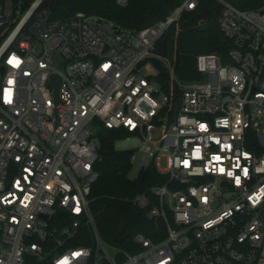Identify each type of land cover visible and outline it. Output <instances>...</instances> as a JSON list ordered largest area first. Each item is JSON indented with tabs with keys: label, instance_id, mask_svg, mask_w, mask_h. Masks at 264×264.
<instances>
[{
	"label": "built area",
	"instance_id": "obj_1",
	"mask_svg": "<svg viewBox=\"0 0 264 264\" xmlns=\"http://www.w3.org/2000/svg\"><path fill=\"white\" fill-rule=\"evenodd\" d=\"M215 1L231 46L198 54L200 77L171 100L151 84L154 59L169 68L156 43L198 0L139 30L0 0V264H264V5ZM102 127L165 176L128 199L155 225L133 251L90 209Z\"/></svg>",
	"mask_w": 264,
	"mask_h": 264
},
{
	"label": "trees",
	"instance_id": "obj_2",
	"mask_svg": "<svg viewBox=\"0 0 264 264\" xmlns=\"http://www.w3.org/2000/svg\"><path fill=\"white\" fill-rule=\"evenodd\" d=\"M240 9H255L264 0H228ZM182 0H128L119 5L114 0H44L53 19H66L77 12L107 18L118 26L139 30L165 17ZM221 7L215 0H198L194 10L183 12L156 43V55L169 64L166 67L154 59L155 76L161 90L171 100L179 98L178 82L196 80L200 74L196 68V56L203 52H215L225 58L230 41L218 25ZM126 135L123 129H110L101 137L99 159L95 168L98 178L90 191V209L95 217L101 237L108 244L128 251L135 248L137 232L150 233L154 223L145 210L135 207L128 199L152 185L161 184L165 176L149 165L141 168L133 178L128 176L132 168V150L115 147V141ZM163 230V222H158Z\"/></svg>",
	"mask_w": 264,
	"mask_h": 264
},
{
	"label": "rangeland",
	"instance_id": "obj_3",
	"mask_svg": "<svg viewBox=\"0 0 264 264\" xmlns=\"http://www.w3.org/2000/svg\"><path fill=\"white\" fill-rule=\"evenodd\" d=\"M151 84L157 88L159 87V83L156 81L154 76H151ZM91 127L93 129H100V125L99 124H91ZM116 144V143H115ZM132 168L130 169L128 176L130 178H133L137 175L138 171L141 169V167L144 165H147L148 163V157L146 156L145 158H143V154L142 152L138 151L137 149H135L134 153H133V157H132ZM162 166H164L165 161L164 158L161 161Z\"/></svg>",
	"mask_w": 264,
	"mask_h": 264
},
{
	"label": "water",
	"instance_id": "obj_4",
	"mask_svg": "<svg viewBox=\"0 0 264 264\" xmlns=\"http://www.w3.org/2000/svg\"><path fill=\"white\" fill-rule=\"evenodd\" d=\"M49 83L54 87V95H55L56 100H58V87L60 83L59 76H57L56 74H52ZM100 135L102 137H106L108 135V128L102 127L100 130Z\"/></svg>",
	"mask_w": 264,
	"mask_h": 264
}]
</instances>
